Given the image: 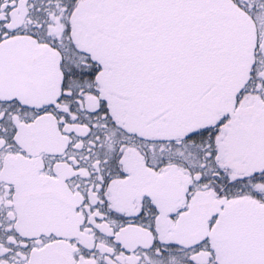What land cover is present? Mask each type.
Listing matches in <instances>:
<instances>
[{
    "label": "snow or ice",
    "instance_id": "6c2138e0",
    "mask_svg": "<svg viewBox=\"0 0 264 264\" xmlns=\"http://www.w3.org/2000/svg\"><path fill=\"white\" fill-rule=\"evenodd\" d=\"M0 264H264V0H0Z\"/></svg>",
    "mask_w": 264,
    "mask_h": 264
}]
</instances>
